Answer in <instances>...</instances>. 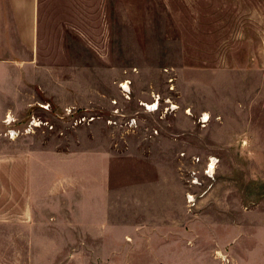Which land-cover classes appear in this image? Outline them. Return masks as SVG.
Here are the masks:
<instances>
[{
    "label": "rangeland",
    "instance_id": "1",
    "mask_svg": "<svg viewBox=\"0 0 264 264\" xmlns=\"http://www.w3.org/2000/svg\"><path fill=\"white\" fill-rule=\"evenodd\" d=\"M226 9L261 11L260 50L221 48L240 20ZM106 11V28L98 17L77 28L86 44L73 32L55 51L44 35L41 62L74 64L0 66L25 78L30 108L0 115V153L25 147L36 204L49 206L35 216L122 223L105 238L80 226L55 236L43 249L59 256L42 264H264V0H108ZM87 189L104 193L101 210L87 211Z\"/></svg>",
    "mask_w": 264,
    "mask_h": 264
},
{
    "label": "crops",
    "instance_id": "2",
    "mask_svg": "<svg viewBox=\"0 0 264 264\" xmlns=\"http://www.w3.org/2000/svg\"><path fill=\"white\" fill-rule=\"evenodd\" d=\"M111 1L114 5L116 0ZM120 1L117 0L118 5ZM225 1L244 2L250 0ZM107 2L108 0H0V66L74 64L72 61L59 62L61 57L58 56V59L53 58L49 62H41V49H43V44L47 42L44 35L48 30L51 35H55L50 38L49 42L54 43L51 44V49L55 51L64 49V47L67 48L61 46L63 43L68 42L64 35L73 32L78 34L79 37L75 40L71 39L72 41L86 44V39L81 36L85 32L77 28L88 25L90 17L100 18L98 24L106 28L109 19L106 11ZM223 12L227 15L232 14L234 17H239L240 20L232 22L234 30L231 39H225V43L223 42L221 48L230 49L232 43L233 49H241V46L246 44L245 49L257 48V50H260L261 11L226 9L221 11V13ZM191 14L194 17L192 25L196 28V12L193 11ZM217 16L213 17L217 18ZM246 18L250 20H245ZM93 24L97 23L93 22ZM212 24L218 29L223 28L222 22L218 20L213 19ZM250 24L256 28V35H258L252 40L256 39L258 42H252L250 37L253 33L247 32L248 35H246L244 32V27ZM99 32L108 33V30ZM58 34L62 36L58 37ZM250 44L253 45L250 46ZM86 46L88 47V45ZM103 48L107 49L108 47L103 45ZM239 64L242 65L243 63L239 62ZM247 64L259 67L261 61L254 57H248ZM235 65L238 64L235 63ZM25 88V78L21 74H0V115L2 117L6 118L8 115H15L16 117L17 115L18 118H22V115L29 111L28 108L30 107L27 103ZM31 97H36L34 92L30 95ZM12 127L7 126L8 130ZM11 140L6 139V143L9 144L14 141V139ZM20 146V140L18 139L16 151L9 152L8 150L0 153V264H42L43 258L59 256L56 249L51 247L43 249V243L55 241L56 237L59 235L64 237L65 234L69 240L68 236H72V234L67 235V233L75 231L76 226H80L91 238H93V235L96 238L97 236L105 238L106 226L113 225L116 227L122 225L120 219L110 222L100 217H87L75 223L73 220L35 216V210H42L49 206H47L46 201L44 202V198L41 203L39 202V205L36 204L34 199L35 189L32 188V185L35 184V174L31 168V160L27 165L25 147L21 146L20 148ZM96 154L101 155V152L97 151ZM56 190L46 191L44 195L46 197L48 195L50 200H54L58 196V190ZM83 195L85 196L87 211H98L103 208L104 193L100 189L97 191L87 189L83 192ZM50 206H52V203ZM91 228H97V231L93 229L91 232ZM54 230L61 231H56L53 234ZM60 256L68 257L69 254Z\"/></svg>",
    "mask_w": 264,
    "mask_h": 264
},
{
    "label": "built area",
    "instance_id": "3",
    "mask_svg": "<svg viewBox=\"0 0 264 264\" xmlns=\"http://www.w3.org/2000/svg\"><path fill=\"white\" fill-rule=\"evenodd\" d=\"M120 91H121V93L123 94V95H127V93H128V86H127V82L125 81V83H123V84H120ZM156 102V101H155ZM146 106V105H145ZM150 106H154V103H152ZM146 107H148V106H146ZM45 110L48 108V107H43ZM157 109V107L155 106V109H153V110H156ZM148 110V109H147ZM85 119H83V121H84ZM7 119H6V123H7ZM90 121H93V118L92 119H90L89 120V122ZM80 122V121H79ZM201 122L202 123H204V119H203V117H202V119H201ZM135 123V120L134 119H132L131 121H129V124L130 125H133ZM15 134V133H14ZM8 135H9V137H13V135H12V133H10V132H8ZM192 161H195V162H199V159L198 158H194V157H192ZM210 165H212L213 167L212 168H210ZM213 169H214V163H213V159H209V161H208V164H207V167H206V170L204 171L206 174H208V173H211L212 171H213ZM192 175H194V172H192ZM192 183L194 184L195 183V181L194 180H192Z\"/></svg>",
    "mask_w": 264,
    "mask_h": 264
},
{
    "label": "bare ground",
    "instance_id": "4",
    "mask_svg": "<svg viewBox=\"0 0 264 264\" xmlns=\"http://www.w3.org/2000/svg\"><path fill=\"white\" fill-rule=\"evenodd\" d=\"M204 120L205 121H208L209 120V117L207 115H204ZM210 168H212V165H210Z\"/></svg>",
    "mask_w": 264,
    "mask_h": 264
}]
</instances>
